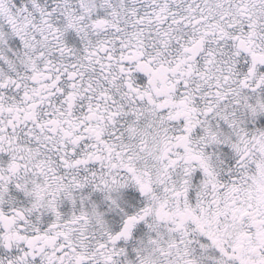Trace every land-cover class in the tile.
Segmentation results:
<instances>
[{
    "label": "snow or ice",
    "instance_id": "obj_1",
    "mask_svg": "<svg viewBox=\"0 0 264 264\" xmlns=\"http://www.w3.org/2000/svg\"><path fill=\"white\" fill-rule=\"evenodd\" d=\"M0 264H264V0H0Z\"/></svg>",
    "mask_w": 264,
    "mask_h": 264
}]
</instances>
